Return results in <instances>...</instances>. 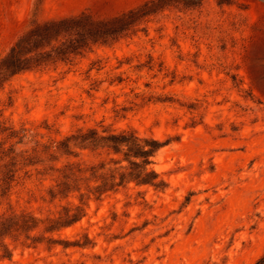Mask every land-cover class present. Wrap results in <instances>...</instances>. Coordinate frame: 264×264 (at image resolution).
I'll use <instances>...</instances> for the list:
<instances>
[{"label": "rangeland", "instance_id": "obj_1", "mask_svg": "<svg viewBox=\"0 0 264 264\" xmlns=\"http://www.w3.org/2000/svg\"><path fill=\"white\" fill-rule=\"evenodd\" d=\"M148 1L0 0V59L36 23L83 12L110 19ZM101 125L169 140L154 165L166 188L130 183L91 198L71 226L41 224L35 243L7 238L13 254L0 251V264H256L264 256V0L174 2L117 41L10 77L0 87V149L38 151L42 161L19 163L0 215L42 220L78 205V193L51 200L59 175L51 167L106 154L75 148L77 156L54 160L42 151Z\"/></svg>", "mask_w": 264, "mask_h": 264}, {"label": "trees", "instance_id": "obj_2", "mask_svg": "<svg viewBox=\"0 0 264 264\" xmlns=\"http://www.w3.org/2000/svg\"><path fill=\"white\" fill-rule=\"evenodd\" d=\"M203 0H150L141 6L110 19L95 18L88 12L79 15L48 20L34 24L22 33L7 54L0 59V87L13 75L37 69L58 61L71 62L90 51L95 44H108L117 41L129 31H135L147 17L165 9L174 2L198 6ZM102 126V125H101ZM103 128V126H102ZM12 131L11 136H15ZM24 137V136H23ZM23 137L19 142L23 141ZM170 141H161L153 136H141L133 129L113 130L89 127L79 129L60 141L53 152L47 151L51 159L58 160L57 152L78 155L75 148L106 154L97 163L84 164L67 162L62 167H51L59 175L56 184L49 189L51 200L66 198L78 193L79 204L65 206L56 216L39 219L30 212L0 215L1 256L11 259L12 249L7 238H24L31 243L40 237L33 234L41 224L45 232H54L79 221L86 211L87 201L96 200L109 193L126 187L130 183L151 185L164 189L167 183L155 169L158 152ZM16 151L14 146L0 149V204L8 194L16 178L19 163L36 164L42 161L38 151L26 154ZM56 153V154H55ZM51 242H56L52 238ZM256 264H264L262 256Z\"/></svg>", "mask_w": 264, "mask_h": 264}]
</instances>
